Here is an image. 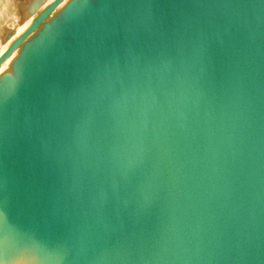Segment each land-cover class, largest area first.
I'll list each match as a JSON object with an SVG mask.
<instances>
[{
  "label": "water",
  "instance_id": "95a60500",
  "mask_svg": "<svg viewBox=\"0 0 264 264\" xmlns=\"http://www.w3.org/2000/svg\"><path fill=\"white\" fill-rule=\"evenodd\" d=\"M0 264H264V0H0Z\"/></svg>",
  "mask_w": 264,
  "mask_h": 264
}]
</instances>
